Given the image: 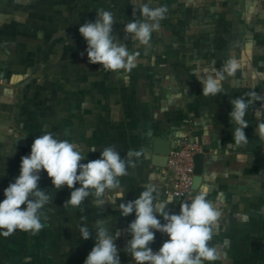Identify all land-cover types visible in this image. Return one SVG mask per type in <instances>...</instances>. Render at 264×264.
Instances as JSON below:
<instances>
[{"label":"crops","instance_id":"obj_1","mask_svg":"<svg viewBox=\"0 0 264 264\" xmlns=\"http://www.w3.org/2000/svg\"><path fill=\"white\" fill-rule=\"evenodd\" d=\"M83 1L76 37L78 0H0V154L97 196L106 259L229 247L264 221V0ZM190 128L203 173L177 205L153 141Z\"/></svg>","mask_w":264,"mask_h":264},{"label":"rangeland","instance_id":"obj_2","mask_svg":"<svg viewBox=\"0 0 264 264\" xmlns=\"http://www.w3.org/2000/svg\"><path fill=\"white\" fill-rule=\"evenodd\" d=\"M75 5L79 37L84 1ZM7 158L0 154V264H165L167 256L159 248L126 260L104 258L98 197L67 182H52L49 160L31 166L35 158L30 157L23 168ZM215 241L229 247H193L184 253V264H264L263 220L246 221V227Z\"/></svg>","mask_w":264,"mask_h":264},{"label":"built area","instance_id":"obj_3","mask_svg":"<svg viewBox=\"0 0 264 264\" xmlns=\"http://www.w3.org/2000/svg\"><path fill=\"white\" fill-rule=\"evenodd\" d=\"M193 134L190 128L179 138L171 141L167 163L163 168L166 191L177 205L183 202L194 189L195 157L202 152V148L194 141Z\"/></svg>","mask_w":264,"mask_h":264},{"label":"water","instance_id":"obj_4","mask_svg":"<svg viewBox=\"0 0 264 264\" xmlns=\"http://www.w3.org/2000/svg\"><path fill=\"white\" fill-rule=\"evenodd\" d=\"M153 145H154L153 152H154L155 164L160 167H165L167 163V159H168V154L170 152L171 141L168 139L161 138V137H156L154 138ZM203 159H204V156L200 153L197 154L195 157L196 177H195L193 188L196 187L198 180L203 173Z\"/></svg>","mask_w":264,"mask_h":264}]
</instances>
